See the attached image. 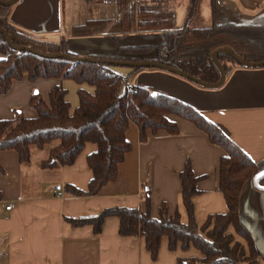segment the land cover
I'll return each mask as SVG.
<instances>
[{
  "label": "crops",
  "instance_id": "obj_1",
  "mask_svg": "<svg viewBox=\"0 0 264 264\" xmlns=\"http://www.w3.org/2000/svg\"><path fill=\"white\" fill-rule=\"evenodd\" d=\"M138 3V11L174 13L175 24L181 27L187 22L193 0H138ZM205 3L204 13L208 15L205 18L210 20V25L204 28H209L212 0ZM215 6L219 25H264V0H215ZM121 17L118 0H19L10 18L18 30L32 37L48 41L66 38L71 52L78 56H116L119 45L150 46L155 50L148 58L153 59L164 41L161 33L120 36L116 41L73 34V28L87 21L107 18L116 21ZM122 75L131 76L130 83L134 86L190 104L223 130L255 163L264 162V67H238L223 87L213 90L156 68H144L137 75H132L129 69ZM55 86L68 91L66 99L72 112L80 106V87L94 92L85 84L67 79L31 82L24 77L14 82L6 94H0V120L14 119L18 113L36 118L37 111L31 105L33 96L40 94L49 104ZM177 123L179 135L162 132L146 143L140 141L137 127L131 124L127 139L134 149L120 166L117 180L95 197H78L66 190L68 185L81 191L88 189L93 172L87 159L97 152V145L87 144L74 165L53 170L41 165L48 159L52 146L31 148V161L23 164L15 151H1L0 264H178L180 258L201 257L194 248L184 251L178 245L176 250H169L165 237L157 260H153L144 237L119 235L120 222L114 216L105 219L99 234L92 225L73 227L67 222L69 218H93L113 207L150 210L151 216L158 219L161 205L165 204L170 216L178 213L187 224L180 173L188 161L194 175L202 177L197 184L201 193L193 198L198 226L201 228L211 215L225 214L228 207L218 188L217 175L224 152L193 124L181 119ZM145 187L151 191L149 205ZM243 189L240 218L262 254L258 261L264 264V191L255 188L253 182ZM10 204L12 208L8 211Z\"/></svg>",
  "mask_w": 264,
  "mask_h": 264
},
{
  "label": "trees",
  "instance_id": "obj_2",
  "mask_svg": "<svg viewBox=\"0 0 264 264\" xmlns=\"http://www.w3.org/2000/svg\"><path fill=\"white\" fill-rule=\"evenodd\" d=\"M8 2L11 0H0ZM122 17L93 19L73 28L75 37L103 36L114 41L118 37L161 33L163 43L156 49L153 59L148 56L155 49L150 46H121L116 56H84L100 60L155 61L185 72L202 82L219 83L222 73L212 55L221 48H231L238 56L251 64L264 63V25H219L216 21L215 0H212V25L209 28H192L200 0H193L187 22L177 27L172 12H142L131 7L130 0H118ZM16 6V5H15ZM15 6L0 5V28L9 33L17 47H30L44 54L79 57L70 50L67 39L60 41L32 37L16 28L11 22ZM219 60L227 78L234 69L241 67L228 53H219ZM113 65L90 62H73L67 59H46L26 51H16L6 37L0 34V94H6L13 83L27 77L31 82L40 79L71 80L87 85L94 92L80 87L79 107L72 112L67 92L62 86L51 89L49 104L40 94L33 96L31 105L37 111L36 118H26L18 113L14 119L0 120V152L15 151L21 164L31 161V148L52 146L48 159L41 165L44 169H60L74 165L87 144L97 145V152L88 156L87 164L93 172L88 189L81 191L67 186L74 196H98L99 192L118 178L119 168L127 154L133 151L127 139V131L134 124L140 141L162 132L168 135L181 133L177 119L186 120L203 131L212 145L224 152L219 159L217 175L219 189L224 196L228 211L211 215L200 228L195 219L193 198L200 195L197 184L202 177L194 175L191 161L180 173L183 205L188 212L187 224L178 213L170 216L168 205H161L159 218L151 216L150 210L142 212L133 208L113 207L105 209L93 218L67 220L73 227L92 225L99 234L104 221L117 217L122 237H144L146 248L153 260H157L163 238L169 241V250L178 245L184 251L190 248L201 253L199 258H180L178 264H260L262 254L256 246L248 227L240 218L241 195L248 182H253L264 171V162L255 163L215 123L186 102L153 94L147 88L130 83L131 76L122 75ZM137 75L143 68H130ZM190 81V80H189ZM264 187V179L260 182ZM145 200L149 205L151 191L145 187Z\"/></svg>",
  "mask_w": 264,
  "mask_h": 264
},
{
  "label": "water",
  "instance_id": "obj_3",
  "mask_svg": "<svg viewBox=\"0 0 264 264\" xmlns=\"http://www.w3.org/2000/svg\"><path fill=\"white\" fill-rule=\"evenodd\" d=\"M19 0H11V1H8V2H2L0 1V5L1 6H15L17 5ZM0 34L4 35L9 43V45L14 48L16 51H26V52H30L32 54H37L43 58H46V59H67V60H70V61H73V62H76V63H79V62H90V63H99V64H104V65H113V66H116V67H128V68H156V69H160L162 71H165V72H170V73H173V74H176L177 76L181 77V78H185L187 80H190L191 82H193L194 84L196 85H200L201 87H204V88H207V89H219L221 87H223L224 83L226 82V79H227V74H226V71L224 69V67L222 66L220 60H219V57H218V54L219 53H228L230 54L231 56H233L237 61L238 63L240 64V66H243L245 68H250V69H256V68H263L264 67V63H256V64H251V63H248L246 62L242 57L238 56L237 53L231 49V48H221V49H218L217 51H215L212 55L216 65L218 66L219 70L221 71L222 73V78H221V81L219 83H216V84H212V85H209V84H206L204 82H202L200 79H196L194 77H192L191 75L185 73V72H181V71H178L176 69H173L171 67H167V66H164V65H161V64H158L156 63L155 61H149V60H146V61H140L138 63H133V62H128V61H115V60H100V59H96V58H88V57H83V56H79V57H72L70 55H67V54H64V55H57V54H44L38 50H34L30 47H17L16 45H14L13 43V40L11 38V36L9 35V33H7L6 31H4L2 28H0ZM264 179V171L261 172V174H259V176L253 181V185L255 188H257L259 191H264V187L260 185V182Z\"/></svg>",
  "mask_w": 264,
  "mask_h": 264
},
{
  "label": "rangeland",
  "instance_id": "obj_4",
  "mask_svg": "<svg viewBox=\"0 0 264 264\" xmlns=\"http://www.w3.org/2000/svg\"><path fill=\"white\" fill-rule=\"evenodd\" d=\"M205 2H206V0H200L199 1L198 7H197V11H196V16H195V18H194V20L192 22L193 28H196V27H208L210 25L209 24L210 20L208 19V21H207V19L205 18V16L208 17V15H205V13H204V8H205L204 5H206ZM129 5L131 7H134L137 10H138V7L140 6L139 3H138V0H130V4ZM84 12H87V11H84ZM206 12H208L207 9H206ZM205 25H208V26H205ZM113 69L115 71H117V72L122 74V72L128 71L130 68L114 66Z\"/></svg>",
  "mask_w": 264,
  "mask_h": 264
},
{
  "label": "built area",
  "instance_id": "obj_5",
  "mask_svg": "<svg viewBox=\"0 0 264 264\" xmlns=\"http://www.w3.org/2000/svg\"><path fill=\"white\" fill-rule=\"evenodd\" d=\"M58 196H63V194L61 192H57ZM12 208V205L10 204L6 210L10 211V209Z\"/></svg>",
  "mask_w": 264,
  "mask_h": 264
}]
</instances>
